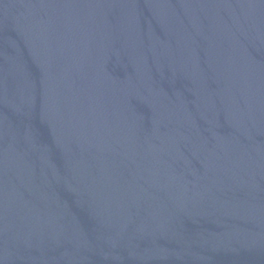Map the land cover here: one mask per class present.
Returning a JSON list of instances; mask_svg holds the SVG:
<instances>
[{
  "label": "water",
  "instance_id": "obj_1",
  "mask_svg": "<svg viewBox=\"0 0 264 264\" xmlns=\"http://www.w3.org/2000/svg\"><path fill=\"white\" fill-rule=\"evenodd\" d=\"M0 264H264V0H0Z\"/></svg>",
  "mask_w": 264,
  "mask_h": 264
}]
</instances>
